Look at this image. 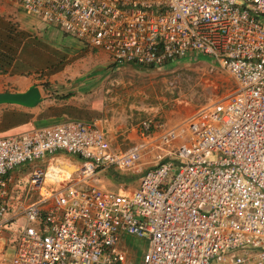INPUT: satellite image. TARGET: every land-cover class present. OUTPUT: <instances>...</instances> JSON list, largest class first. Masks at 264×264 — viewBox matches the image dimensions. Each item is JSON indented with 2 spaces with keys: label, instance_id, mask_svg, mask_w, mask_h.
Returning a JSON list of instances; mask_svg holds the SVG:
<instances>
[{
  "label": "built area",
  "instance_id": "built-area-1",
  "mask_svg": "<svg viewBox=\"0 0 264 264\" xmlns=\"http://www.w3.org/2000/svg\"><path fill=\"white\" fill-rule=\"evenodd\" d=\"M5 1L118 66L212 58L235 89L177 123L140 121L125 150L97 119L0 137V239L23 222L0 264H133L125 235L145 241L137 264H264V0ZM60 153L75 170L53 167ZM109 171L142 176L133 191L108 189Z\"/></svg>",
  "mask_w": 264,
  "mask_h": 264
},
{
  "label": "rangeland",
  "instance_id": "rangeland-1",
  "mask_svg": "<svg viewBox=\"0 0 264 264\" xmlns=\"http://www.w3.org/2000/svg\"><path fill=\"white\" fill-rule=\"evenodd\" d=\"M37 21L16 5L0 0V66L7 70L0 71V93L25 92L28 87L36 86L42 96V102L33 112H26L28 124H22L19 119L20 112L27 108L1 105L0 111L13 110L15 114L6 117L1 114L0 137L60 122L65 114L69 117L64 119L102 121L103 127L110 131L112 146L126 148L127 134L115 133L117 127L128 133L140 121L151 118L174 124L199 107L226 98L235 89L232 77L212 58L187 55L160 69H136L131 65L114 68L104 52L91 49L59 28L47 24L42 28ZM95 74L94 86L86 91ZM74 83H80L81 88L73 89ZM59 86L61 90L56 95L54 91ZM7 119L11 121L8 126L3 124ZM21 124L23 128H10ZM58 158L55 163L61 160L66 169L69 163L76 162L66 155ZM34 167L44 170L46 163ZM31 169L22 165L14 171L13 207L19 202ZM22 223L21 219H15L4 230L0 239L1 260L13 256ZM120 244L133 264L138 263L146 249L144 240L129 235Z\"/></svg>",
  "mask_w": 264,
  "mask_h": 264
},
{
  "label": "crops",
  "instance_id": "crops-1",
  "mask_svg": "<svg viewBox=\"0 0 264 264\" xmlns=\"http://www.w3.org/2000/svg\"><path fill=\"white\" fill-rule=\"evenodd\" d=\"M38 23H40L41 25H42V28L44 27V23H42L41 21H37ZM2 50H1V43H0V56L2 55V52H1ZM1 69H4V70H6L4 67H1L0 66V71H3V70H1ZM7 71V70H6ZM0 76H1V74H0ZM53 76V75H52ZM97 77V75L95 74L94 76H93V78H90V81H89V88L86 90V91H88L89 89H91L92 88V86H94V84H95V80L97 79L96 78ZM87 81V79L86 80H84V83ZM72 86H74V88L73 89H75V88H77V87H79V86H81L80 85V83L77 85V84H72ZM71 87V86H70ZM29 88V87H28ZM27 88V89H28ZM79 88H81V87H79ZM82 91H84V89L82 90ZM81 109V108H80ZM33 110H34V108L33 109H24V111H22V112H20L21 113V117L19 118V119H21V123L23 124H28L29 123V121L27 120V114L28 113H26V112H33ZM9 112H12V113H9ZM77 112V111H76ZM26 113V114H25ZM1 114L2 115H4V117H6V116H12L13 114H15L14 113V111L13 110H9V111H0V116H1ZM83 114V113H82ZM82 114H80V115H82ZM62 118H63V120H64V118H67V117H69V116H67V115H65V114H63L62 116H61ZM81 117H83V116H81ZM84 117H87V116H84ZM1 119V118H0ZM9 119V118H8ZM7 119V121H4V125H6V126H8L9 124H11L10 122L11 121H9ZM76 120H82V121H91V120H94V119H83V118H78V119H76ZM1 121V120H0ZM20 123V122H19ZM21 124V126H19V125H17V126H12V125H10L11 127L10 128H16L17 127V129L18 128H23V126L24 125H22ZM19 126V127H18ZM104 128V127H103ZM5 128H3L2 127V130H4ZM104 130L106 131V135H107V137H108V140L110 141V143H111V141H112V139H111V137L109 136V133H110V131L109 130H107V129H105L104 128ZM124 130V128H122V127H117L116 128V131H115V133H117V132H122L123 134H127L126 135V137H125V139L126 140H128L129 142H128V145H127V147L126 148H118L117 146H115L114 148H117V149H122V150H125V149H127V148H129V146L136 140V135H135V133H134V130H133V127L128 131V133H126V131H123ZM21 132V131H20ZM111 145H113L112 143H111ZM62 155H65V154H63V153H60L58 156H56V157H54L53 159H51L50 161H54V163H55V161L57 160V159H59L58 157L59 156H62ZM67 156V155H66ZM58 163H61L62 161L61 160H58L57 161ZM57 162L54 164V168L55 167H57ZM69 162V161H68ZM62 164V163H61ZM65 164V163H64ZM56 165V166H55ZM57 169H61V168H57ZM115 175H118L119 177L121 176L122 177V179H123V181H121V182H117V181H115L114 180V178H116L117 176H115ZM142 176V173L141 174H123V175H121V174H119V173H115V172H113V171H109L108 173H106L104 176H103V182H104V187L105 188H108V189H113V188H115L116 186H117V184H120L122 187H123V189L124 190H129V191H133V190H135L136 189V187H137V185H138V181H139V179H140V177ZM48 177H50V174L48 175ZM15 191V190H14ZM17 192V191H16Z\"/></svg>",
  "mask_w": 264,
  "mask_h": 264
},
{
  "label": "water",
  "instance_id": "water-1",
  "mask_svg": "<svg viewBox=\"0 0 264 264\" xmlns=\"http://www.w3.org/2000/svg\"><path fill=\"white\" fill-rule=\"evenodd\" d=\"M41 102V92L36 86L29 87L25 92L0 93V106L16 105L27 109H33Z\"/></svg>",
  "mask_w": 264,
  "mask_h": 264
},
{
  "label": "trees",
  "instance_id": "trees-1",
  "mask_svg": "<svg viewBox=\"0 0 264 264\" xmlns=\"http://www.w3.org/2000/svg\"><path fill=\"white\" fill-rule=\"evenodd\" d=\"M192 56H201L202 57V55H192ZM187 57V56H186ZM186 57H184L183 59H185ZM201 57H199V58H201ZM204 58H206L205 56H204ZM181 60V59H180ZM179 60V61H180ZM174 62H176V61H173V62H170V63H168V65L169 66H171V65H173V63ZM59 65H61V64H59ZM167 66V65H166ZM113 67L114 68H116V67H121V66H118V65H113ZM132 67H134V68H136V69H144V68H148V67H141V66H137V65H132ZM150 68V67H149ZM63 89V88H62ZM60 90H61V87L59 86L55 91H54V93L56 94V95H58L59 93H60ZM115 176H117L116 178H114V180L115 181H117V182H121V181H123V179H122V177L120 176H118V175H115Z\"/></svg>",
  "mask_w": 264,
  "mask_h": 264
},
{
  "label": "bare ground",
  "instance_id": "bare-ground-1",
  "mask_svg": "<svg viewBox=\"0 0 264 264\" xmlns=\"http://www.w3.org/2000/svg\"><path fill=\"white\" fill-rule=\"evenodd\" d=\"M59 165V164H58ZM57 165V167H55V168H61V169H64L65 167H63V165H64V163H62V165L61 166H58ZM56 166V165H55ZM67 168H68V173H70L71 172V170H75V167H74V165H72V164H68L67 166H66ZM71 167V168H70Z\"/></svg>",
  "mask_w": 264,
  "mask_h": 264
}]
</instances>
